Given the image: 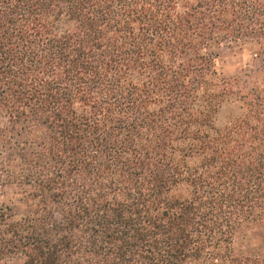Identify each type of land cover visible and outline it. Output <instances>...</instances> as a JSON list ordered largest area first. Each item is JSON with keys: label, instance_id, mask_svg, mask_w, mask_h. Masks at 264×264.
Returning a JSON list of instances; mask_svg holds the SVG:
<instances>
[{"label": "trees", "instance_id": "1", "mask_svg": "<svg viewBox=\"0 0 264 264\" xmlns=\"http://www.w3.org/2000/svg\"><path fill=\"white\" fill-rule=\"evenodd\" d=\"M264 0H0V264H264Z\"/></svg>", "mask_w": 264, "mask_h": 264}, {"label": "rangeland", "instance_id": "2", "mask_svg": "<svg viewBox=\"0 0 264 264\" xmlns=\"http://www.w3.org/2000/svg\"><path fill=\"white\" fill-rule=\"evenodd\" d=\"M206 49L216 60L224 77L237 78L252 91L264 93V55L250 57L234 43L222 38L210 41ZM0 204L17 216L27 211V202L22 189L17 185H6L0 189Z\"/></svg>", "mask_w": 264, "mask_h": 264}]
</instances>
